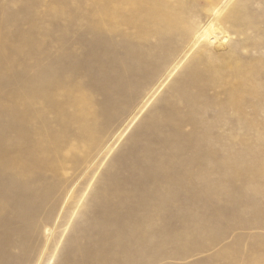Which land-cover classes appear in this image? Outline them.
<instances>
[{
    "label": "rangeland",
    "instance_id": "374dc122",
    "mask_svg": "<svg viewBox=\"0 0 264 264\" xmlns=\"http://www.w3.org/2000/svg\"><path fill=\"white\" fill-rule=\"evenodd\" d=\"M137 4L0 0V264H264V0Z\"/></svg>",
    "mask_w": 264,
    "mask_h": 264
},
{
    "label": "bare ground",
    "instance_id": "6f19581e",
    "mask_svg": "<svg viewBox=\"0 0 264 264\" xmlns=\"http://www.w3.org/2000/svg\"><path fill=\"white\" fill-rule=\"evenodd\" d=\"M136 1V4H137V0H135ZM142 2V5L144 4L145 5V3L143 2V1H141ZM140 3V2H139ZM148 4H150V2L148 3ZM138 5V4H137ZM141 5V4H140Z\"/></svg>",
    "mask_w": 264,
    "mask_h": 264
}]
</instances>
